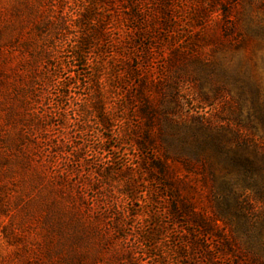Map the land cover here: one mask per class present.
Wrapping results in <instances>:
<instances>
[{"label":"rangeland","instance_id":"obj_1","mask_svg":"<svg viewBox=\"0 0 264 264\" xmlns=\"http://www.w3.org/2000/svg\"><path fill=\"white\" fill-rule=\"evenodd\" d=\"M237 129L264 144V0H0V264H264L215 183Z\"/></svg>","mask_w":264,"mask_h":264},{"label":"trees","instance_id":"obj_2","mask_svg":"<svg viewBox=\"0 0 264 264\" xmlns=\"http://www.w3.org/2000/svg\"><path fill=\"white\" fill-rule=\"evenodd\" d=\"M94 10L98 11L97 3L94 5ZM95 13V12H94ZM89 41L91 40L88 39ZM88 42V41H87ZM90 43V42H88ZM87 43H84V41L78 43L76 46V50L73 52L74 59L76 61V64L80 63L81 58L85 54V46ZM90 66V65H89ZM115 121L112 120V117L106 112L103 113L101 117V124L103 125V136L105 139H108V135L106 134V130L111 126V123H114ZM234 144L230 151L226 152L224 155V158L219 159V163H223L224 168L228 171V173H233L234 177H222L219 178L218 176H214L215 183L216 184H226L225 186L227 190L226 199H233L234 204L231 208L232 210V216L233 218H239L242 217L241 212L247 211V213L254 214L255 212L258 213V215H255V217H252V230L255 229V227L260 226L261 228H264V206H261L258 209H254L255 205L250 200L249 196L243 198L240 200V197L242 194H236L232 189L237 186L240 178H245L249 176L248 178L253 180L258 177H260L262 180L264 178L260 175L261 170H264V167L260 165V161L256 159L255 155H259L264 159V144L254 143L251 141V137L246 133V131L237 129L234 135ZM251 143H254L253 146L256 148V151L254 153L253 157H248L245 153V149L248 148ZM231 190V191H230ZM257 193H261V190L258 189ZM231 194L236 195L231 198ZM245 216V215H244ZM253 216V215H252ZM231 223L234 224V221L232 219Z\"/></svg>","mask_w":264,"mask_h":264}]
</instances>
